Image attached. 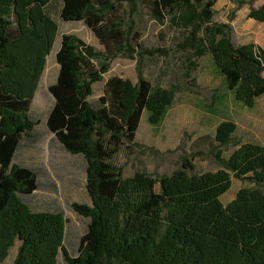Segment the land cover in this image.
Wrapping results in <instances>:
<instances>
[{
  "label": "trees",
  "instance_id": "1",
  "mask_svg": "<svg viewBox=\"0 0 264 264\" xmlns=\"http://www.w3.org/2000/svg\"><path fill=\"white\" fill-rule=\"evenodd\" d=\"M51 1L0 0V264L17 242L12 264H264V146L241 145L216 172L190 174L193 166L187 160L161 178L159 191L156 180L124 178L111 162L135 141L144 115L153 126L164 122L175 95L156 91L146 79L132 86L113 76L99 106L89 102L93 85L106 71L97 61L115 56L128 43L122 21L112 15L113 0H59L60 20L84 24L104 49L98 51L76 34H62L58 74L48 87L53 104L46 131L58 150L80 158L84 167L89 203L68 204L84 219L83 233L77 238L69 230L68 208L35 202L48 172L24 155L40 141L39 117L31 106L60 32L47 11ZM139 3L160 24L188 11L191 29L181 49L203 50L242 106L252 109L264 98V55L236 46L228 25H207L214 0ZM251 17L264 23V5ZM217 35L222 36L218 41ZM232 178L256 187L240 189L224 205L221 197Z\"/></svg>",
  "mask_w": 264,
  "mask_h": 264
},
{
  "label": "rangeland",
  "instance_id": "2",
  "mask_svg": "<svg viewBox=\"0 0 264 264\" xmlns=\"http://www.w3.org/2000/svg\"><path fill=\"white\" fill-rule=\"evenodd\" d=\"M113 1L116 10L112 15L122 21L128 43L115 56H101L97 61L98 67H105L106 71L93 85L89 102L94 108L99 106L105 83L113 76L128 80L132 86L146 79L156 91L175 93L164 122L153 126L144 115L135 141L123 146L111 161L124 178L143 176L156 180L155 189L159 191L161 178L172 175L187 160L193 166L190 174L216 172L223 168L222 161L241 145L264 146V98L252 109L237 103L203 50L188 52L179 46L191 29L188 11H180L160 24L149 16L139 0ZM262 5L264 0H214L212 21L207 25H228L227 35L236 46H249L264 55V23L251 17L252 11ZM60 8L59 0H52L47 7L48 13L58 21L60 32L31 106L39 117L40 141L24 157L48 172L42 179L43 186L35 193V202L46 208H51L54 202L68 208L69 230L78 238L84 230V219L72 212L68 204L89 203L84 188V167L80 158L58 150L53 136L46 131V114L53 104L48 87L58 74L56 52L62 34H76L98 51L104 52V49L84 24L62 22ZM205 34L202 32L201 36ZM221 38L216 36L217 41ZM153 49L160 52L152 55L146 51ZM254 187L250 180L232 178V186L221 202L226 205L240 189ZM77 238L70 240L76 243ZM18 246L19 242L1 264L13 263ZM59 264L64 263L60 260ZM110 264L121 263L113 260Z\"/></svg>",
  "mask_w": 264,
  "mask_h": 264
}]
</instances>
